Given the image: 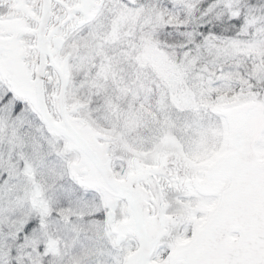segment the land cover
<instances>
[{
  "label": "snow or ice",
  "instance_id": "1",
  "mask_svg": "<svg viewBox=\"0 0 264 264\" xmlns=\"http://www.w3.org/2000/svg\"><path fill=\"white\" fill-rule=\"evenodd\" d=\"M0 264H264V0H0Z\"/></svg>",
  "mask_w": 264,
  "mask_h": 264
}]
</instances>
